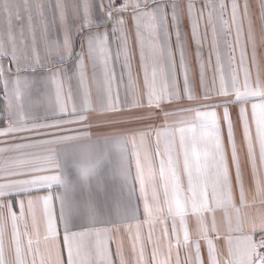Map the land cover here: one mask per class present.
<instances>
[{"label": "snow or ice", "instance_id": "obj_1", "mask_svg": "<svg viewBox=\"0 0 264 264\" xmlns=\"http://www.w3.org/2000/svg\"><path fill=\"white\" fill-rule=\"evenodd\" d=\"M262 48L264 0H0V120L7 122L0 137L28 141L17 134L57 130L40 142L2 141L7 146L0 148V264H264ZM137 50L142 85L133 73ZM193 55L202 98L216 102L161 108L182 98L178 73L183 97L196 99ZM4 60L16 66L15 74ZM22 60L31 63L22 65ZM117 62L119 83L125 96H132L128 107L158 109L163 123L105 134L97 141H90V133L58 134L65 131L62 125L83 123L84 114L95 110L93 89L102 112L121 110ZM39 85L54 90V115L78 119L37 123L49 118L47 112L41 117L32 111ZM176 112L193 116L169 123L167 117ZM35 143L59 147H50L42 164L21 151ZM10 152L17 155H6ZM41 172L49 174L34 175ZM53 184L61 191L29 198L27 206L14 199L35 185L51 189ZM38 205L45 225L42 241ZM132 220L135 231L127 225L129 256L122 240L113 253L112 229L105 225Z\"/></svg>", "mask_w": 264, "mask_h": 264}, {"label": "crops", "instance_id": "obj_2", "mask_svg": "<svg viewBox=\"0 0 264 264\" xmlns=\"http://www.w3.org/2000/svg\"><path fill=\"white\" fill-rule=\"evenodd\" d=\"M129 27L131 28V22H129ZM58 31V25L57 28L53 30L55 33ZM185 31H189L187 27V22L185 21ZM174 39V37H173ZM210 39V38H209ZM78 43H77V50H78ZM133 47H135L134 43V37H133ZM113 51H115V45H113ZM189 51L194 53V46L191 44L190 35H189ZM261 53L264 54V48H262ZM207 54H208V48L207 46L204 49V58L207 60ZM41 55L43 56V48L41 47ZM239 53L237 52V57ZM215 62V57H213V63ZM31 63V60H22L21 64H28ZM3 64L5 68L11 67L13 69V74H15V65H9L8 60H4ZM114 70L117 78V84H119V100H118V107L121 109L119 111H105L102 112L99 108V106L95 103V89H93V105L92 107L95 109L94 111H90L85 113L84 115L87 116L86 121L83 123H72V124H64L62 125L63 129L65 131L63 133L58 134H65V135H82L85 133H90V141H97L101 140L105 134L109 133H118V132H127L128 130H139V129H147L149 127H156L158 128L163 123V115L159 112L158 109L155 108H148L147 106L142 108H129L128 104L132 101V96L129 94L127 97L125 96V89L123 87V84L119 83V77L122 71L121 63L117 62L114 64ZM191 70H192V88L194 91V94L196 96L195 100L189 101L188 99L183 97V75L178 73L177 81H178V91L181 92L182 98L179 100H174L171 104L164 103L161 105V108L168 110V111H175L180 108H188V107H196L200 104L205 103H214L216 100H204L203 92L199 84V68L196 64L194 55L192 56L191 60ZM47 70H41L36 75L42 76L44 72ZM133 73L139 78V82L142 85L143 82V72L139 66V57H138V50H137V56L136 59L133 61ZM21 76H31V72H22L20 73ZM89 76L91 77V67H89ZM211 77L212 72H207V79L209 84L211 83ZM74 83V81H73ZM124 83H127V75L124 76ZM39 88V98L38 103H36L32 109V111L43 117L45 113L47 112L48 119L47 120H40L37 121V123H52L54 120L57 119H73L76 120L78 117L76 116H65L61 117L59 115H54V111L58 112V109L56 107L55 103V96H54V90H48L45 89L43 85L37 86ZM117 91V85L114 84L113 92L114 94ZM222 99V98H220ZM140 100L144 105H147V98L146 96L141 95ZM79 106V105H77ZM69 109H71V103L68 105ZM4 108V101L2 96H0V111H2ZM218 111H222V109H219ZM233 116L235 118V109H232ZM193 116V113L191 112H176L175 115H170L167 117V120L169 123H173L179 120H187ZM136 117H143V119H135ZM116 122V123H113ZM223 123V122H222ZM7 127V122L4 120H0V129H4ZM40 134L36 133H18V136L22 137H29L28 141L23 140H13L10 137L4 138L0 137V148L6 147L7 145L3 143L2 141L7 140L9 144L14 143H23V142H40L48 139H52L53 137L48 135V133H57L56 129H40ZM224 136H225V143L227 145V133L226 129L224 130ZM236 140L237 144L241 148V157L244 158V146L242 144V129L237 125L236 127ZM152 138H149V144H151ZM80 141H77L75 143H79ZM84 143H87L89 141H83ZM50 147H59V145H47L43 143H35V145L28 149L21 150L22 152H27L32 154L34 157L39 158L40 162L43 164V158L46 157L49 152L48 149ZM8 156H16V152H10L6 153ZM134 171V169H133ZM49 173H35L34 175H45ZM61 191L55 184H53L52 188L49 189L43 185H35L32 187V189L28 193H22L20 195H17L14 197L15 201L18 202L20 200L25 201V206H27V200L29 198L36 199L37 197H43L45 195L49 194H55L57 192ZM58 208L59 204L58 201L54 202L53 204V211L58 214ZM14 211L19 214V204L15 203L14 205ZM36 217L39 225V232H40V238L41 241L43 240V235L45 234V225L43 221L42 216V205H38L36 207ZM139 218L143 220V206L141 204L140 212H139ZM217 219L218 222L222 221V213L217 212ZM131 224L133 232L135 231V224L136 221H128L125 223L117 224V225H105L106 227H110L112 229V235L114 237L113 241L110 243L109 247L110 250L115 253L117 241L122 240L123 246H124V252L125 256H129V239L127 234V225ZM10 227V225H9ZM221 227L223 228V225L221 223ZM118 228V231H117ZM79 230V229H75ZM147 231V226L145 225V232ZM58 232L60 233V237L62 239L63 235V226L58 224ZM158 235V233H157ZM222 243V242H221ZM65 259H66V253H65Z\"/></svg>", "mask_w": 264, "mask_h": 264}]
</instances>
